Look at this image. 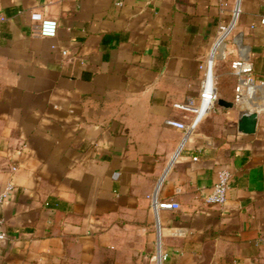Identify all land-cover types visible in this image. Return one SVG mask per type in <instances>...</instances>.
Masks as SVG:
<instances>
[{"label": "crops", "instance_id": "0c3cea01", "mask_svg": "<svg viewBox=\"0 0 264 264\" xmlns=\"http://www.w3.org/2000/svg\"><path fill=\"white\" fill-rule=\"evenodd\" d=\"M0 14V192L14 185L0 264H264V0H0ZM209 59L235 105L180 107L200 106ZM238 59L253 65L239 98ZM224 168L227 201L209 205Z\"/></svg>", "mask_w": 264, "mask_h": 264}, {"label": "built area", "instance_id": "2783aa9c", "mask_svg": "<svg viewBox=\"0 0 264 264\" xmlns=\"http://www.w3.org/2000/svg\"><path fill=\"white\" fill-rule=\"evenodd\" d=\"M120 5V2L116 3ZM0 19L4 20V16L0 14ZM31 19L33 21V28L37 35L42 37H55L58 33V21L56 19L47 18L40 12H33L31 14ZM264 22V19L263 21ZM232 30V26L224 27L220 36L218 37L215 47L221 45L224 41L225 37ZM201 68L205 69V75L202 81V89L200 93V106L196 107L194 101H190L186 105H180V107L186 110H194L201 111V108L204 105H208V109H211L213 104L218 100L217 89L213 80V61L209 59L206 65H202ZM232 69L235 74L240 77V83L237 86V98L240 97L243 86L251 85L253 79L251 76V72L253 71V65L251 62L238 59L232 62ZM13 170H16V167H13ZM232 173L228 169L224 168L218 172V180L215 183L211 192L205 197V201L209 205H223L227 201L228 191L231 185ZM14 191L13 183L9 182L6 188L0 192V203H3L7 199H9ZM180 203L176 201H154V208L156 211L158 210H178L180 209ZM7 234L5 231V220L2 216H0V242L6 239ZM167 254L161 256V259H166Z\"/></svg>", "mask_w": 264, "mask_h": 264}, {"label": "water", "instance_id": "95a60500", "mask_svg": "<svg viewBox=\"0 0 264 264\" xmlns=\"http://www.w3.org/2000/svg\"><path fill=\"white\" fill-rule=\"evenodd\" d=\"M218 104L224 107H233V102L227 101L223 98L217 100ZM258 113L255 111H243L240 113L238 120V130L241 133L253 134L256 132L258 124Z\"/></svg>", "mask_w": 264, "mask_h": 264}]
</instances>
